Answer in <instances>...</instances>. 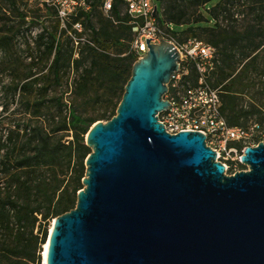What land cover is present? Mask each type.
<instances>
[{"label": "water", "instance_id": "1", "mask_svg": "<svg viewBox=\"0 0 264 264\" xmlns=\"http://www.w3.org/2000/svg\"><path fill=\"white\" fill-rule=\"evenodd\" d=\"M150 39L116 114L86 135L84 186L54 218L47 264H264V141L228 174L204 133L168 132L182 58Z\"/></svg>", "mask_w": 264, "mask_h": 264}, {"label": "rangeland", "instance_id": "2", "mask_svg": "<svg viewBox=\"0 0 264 264\" xmlns=\"http://www.w3.org/2000/svg\"><path fill=\"white\" fill-rule=\"evenodd\" d=\"M89 1L92 5L90 17L88 19L85 16L80 17L84 23L83 32L70 34L69 32L74 30V26L70 24L73 19H70L66 26H63L55 12L40 6L39 2L0 0V144L6 146L0 149V162L3 160L4 152L15 146V142L19 139L17 138L18 134L23 135L24 128H29V131L33 127L43 126L57 140L69 144L73 138L72 131L61 129L65 122L70 119L69 108L60 103L61 97H63L62 102L74 106L78 113L84 117H94L102 112L109 100L118 101L120 95L114 94L111 90L115 84L114 80H109L105 75L98 76L94 73L95 75L90 77V81L87 83L83 81L80 74L85 68L90 67V60H84L80 64H76L74 61L81 57L80 47L85 42L89 41L95 45L96 34L102 39H118L123 44L114 45L109 49L112 56L126 55L129 49L133 48V34L127 27L129 18L124 5L118 6L119 14H117L115 11L105 12L103 10L104 0ZM218 1L220 0H210L209 3L216 4ZM169 3L179 5L181 1L154 0L159 12ZM249 4L241 3L242 7H238V12L230 20L220 17L221 25L229 30L232 38L236 36L233 29L239 30V26L242 25L241 20L245 15L246 19L251 21L259 13L255 3L251 9L246 6ZM241 10H244L245 14ZM251 23L253 22L251 21ZM235 26L237 27L235 28ZM169 27L173 32H178L175 37L179 42H185L190 37L197 36L196 33L198 32L187 30L188 24L169 23ZM260 29H264V23ZM52 34L57 35L58 42L63 44L61 61L57 70L53 65L55 51L51 53L48 49L52 43ZM77 39L81 42L79 43ZM202 39L206 41V39ZM260 40V37H255L252 44L254 45ZM234 46L239 48L245 46L247 52L251 51L249 49L251 42L247 40L234 43ZM224 47L225 42H222L218 47L219 62L216 71L211 76V81L215 85L221 77V69L219 68L225 64V61L223 62L226 54L223 51ZM119 50L123 52L120 53ZM255 54L260 55V59L261 56H264V44L253 51L252 56ZM228 62L231 65L229 68L231 75L217 85L222 91L223 98H226L228 93L225 88L232 86V90L235 91L234 94L242 103L239 106L240 110L248 109L250 104L259 103L260 99L264 101V94H256V90L264 84V73H251V64L248 66L250 68L249 77L245 80L250 85L240 86L234 81V78L242 72L244 65L251 62V57L244 58L240 50H231ZM251 74L253 81L259 83L255 88L251 87ZM125 85L123 82L122 87L125 88ZM241 122L240 126L243 127H247L253 122H261L264 129V119L261 120L258 114H251L247 119L242 118ZM9 132L13 134L16 140L7 143L5 138ZM24 150L25 148L18 141L14 151ZM75 163L74 157L71 170L67 175L70 188L73 187ZM228 165V174L248 169V166L241 162L229 163ZM82 186L84 185L82 184ZM53 220L54 218H49L46 221L40 220L36 225L30 224L26 227L24 231L26 237L38 236V239L35 237L36 244L34 242L33 246L26 249L25 255H22L24 259L26 256L31 264H38L39 261L43 264L44 245L48 237L44 240V234L40 230V222L47 229L49 236ZM33 259H36L35 263L31 261Z\"/></svg>", "mask_w": 264, "mask_h": 264}, {"label": "trees", "instance_id": "3", "mask_svg": "<svg viewBox=\"0 0 264 264\" xmlns=\"http://www.w3.org/2000/svg\"><path fill=\"white\" fill-rule=\"evenodd\" d=\"M180 1L179 5L169 3L162 8V22L177 25L188 24L187 30L198 31L197 36L192 37L201 40L204 38L206 41H203L214 45L217 49L222 42H225L223 49L226 52L223 59L225 64L219 68L221 69V77L217 80V85L231 75L229 71L231 65L228 62L231 50H240L244 58L251 57V62L244 65L242 72L234 78L235 83L240 86L250 85L248 81H245L249 77L250 68L248 66L250 64L251 73H264V56H261V59L258 54L252 56L253 51L264 44V29H260L264 23V0H220L216 4L209 3L210 0ZM241 3H250L246 5L250 9L255 3L259 13L251 20L253 23L247 20L245 15L241 20L242 25L239 23V30L233 29L236 36L232 38L229 30L224 28L219 20L221 16L227 20L232 19L238 12V7H242ZM119 5L122 4L115 3L112 11L119 14ZM241 11L245 14L244 10ZM127 15L129 18L127 27L132 32L129 24L130 16L128 13ZM82 16L88 19L90 10H79L77 15L72 17L73 22L70 24L74 26L76 22L80 21L84 30V23L80 18ZM83 30L79 32L74 28L73 32L70 31L69 33L81 34ZM174 34L177 35L178 32H174ZM51 36L52 43L48 49L51 53L55 51L53 65L57 70L61 61L63 44L58 42L57 35L52 34ZM255 37H260L261 40L253 45L252 40ZM244 40L251 42V48L248 47L251 51L247 52L245 46L241 48L234 46V43L237 44ZM77 41L81 42L78 39ZM95 41V45L89 41L85 42L80 47L81 57L74 62L80 64L84 60H90V67L85 68L80 74L83 81L88 83L89 78L95 75L94 73L98 76L105 75L109 80L115 81L111 90L114 94L120 95L119 99L117 102L114 100L107 101L104 110L96 116L84 117L78 113L74 106L62 102L63 97H61L60 103L69 108L70 119L61 128L72 131L73 138L69 144L57 140L45 127L36 126L29 131V128H24L23 135L18 134L17 136L19 139L15 142L14 147L19 141L25 148L24 151L17 152L14 151V147H11V150L8 149L4 152L3 160L0 162V264H31L26 256L24 259L22 255H25L26 249L33 246L34 242L36 244L35 237L38 239V236L26 237L24 232L26 227L30 224L34 226L40 220L46 221L49 218H55L76 206L77 193L83 187L82 178L86 171L85 160L91 152L86 145V135L95 122L110 120L116 114L118 105L123 98L125 88L122 87V83L127 84L131 78L133 62L138 59L137 54L134 50L129 49L126 55L112 56L109 49L114 45H123L118 39H102L96 34ZM121 51L118 52L121 53ZM250 83L252 88L259 84L253 81L252 74ZM212 85L217 87L213 83ZM225 90L228 91L226 98H223L221 91L222 109L229 124L240 126L241 119H247L251 114H258L261 120L264 119V101L262 99L259 100V103L250 104L248 109L240 110L239 106L242 103L234 94L235 91L232 90V86H227ZM256 94H264V84L256 90ZM258 123L261 124V122ZM15 140L16 138L10 132L6 135L5 141L7 143ZM5 147V144H0V149ZM74 157L76 167L74 168L73 187L70 188L67 175L71 170ZM40 224V230L44 234L45 240L48 237V232L41 222ZM28 259L30 260V258ZM31 261L35 263L36 259ZM38 264H41L40 261Z\"/></svg>", "mask_w": 264, "mask_h": 264}, {"label": "built area", "instance_id": "4", "mask_svg": "<svg viewBox=\"0 0 264 264\" xmlns=\"http://www.w3.org/2000/svg\"><path fill=\"white\" fill-rule=\"evenodd\" d=\"M53 10L63 26L77 15L79 10L89 11V0H30ZM125 6L130 16L133 32L132 50L141 58L148 50L147 38L152 43L163 39L172 42L181 53L179 70L172 76L167 110L159 113V119L170 133L197 130L206 135L207 144L217 152V159L226 165L241 162L246 146L264 141V129L258 122L247 127L229 124L223 113L221 89L211 83L219 58L218 49L201 39L190 37L179 42L168 23H163V9L154 14V0H104L103 10L112 11L115 3ZM74 28L81 32L83 24L78 21ZM187 60V61H186Z\"/></svg>", "mask_w": 264, "mask_h": 264}, {"label": "bare ground", "instance_id": "5", "mask_svg": "<svg viewBox=\"0 0 264 264\" xmlns=\"http://www.w3.org/2000/svg\"><path fill=\"white\" fill-rule=\"evenodd\" d=\"M54 221V220H53ZM53 221L51 223L50 226V230H52L53 228ZM48 245H49V241L47 240V242L44 245V251H43V264H47V250H48Z\"/></svg>", "mask_w": 264, "mask_h": 264}]
</instances>
